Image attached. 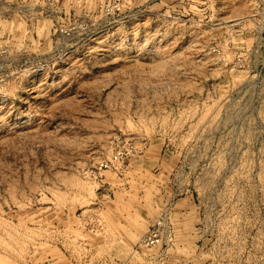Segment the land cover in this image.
Masks as SVG:
<instances>
[{
	"label": "rangeland",
	"instance_id": "rangeland-1",
	"mask_svg": "<svg viewBox=\"0 0 264 264\" xmlns=\"http://www.w3.org/2000/svg\"><path fill=\"white\" fill-rule=\"evenodd\" d=\"M0 264H264V0H0Z\"/></svg>",
	"mask_w": 264,
	"mask_h": 264
},
{
	"label": "built area",
	"instance_id": "built-area-1",
	"mask_svg": "<svg viewBox=\"0 0 264 264\" xmlns=\"http://www.w3.org/2000/svg\"><path fill=\"white\" fill-rule=\"evenodd\" d=\"M116 1V0H113ZM160 225V221L153 227V229L146 235L144 243L147 245H154L158 241V232L157 228Z\"/></svg>",
	"mask_w": 264,
	"mask_h": 264
}]
</instances>
